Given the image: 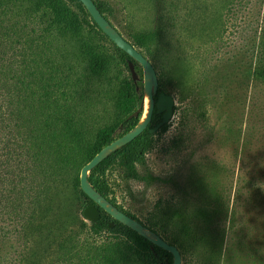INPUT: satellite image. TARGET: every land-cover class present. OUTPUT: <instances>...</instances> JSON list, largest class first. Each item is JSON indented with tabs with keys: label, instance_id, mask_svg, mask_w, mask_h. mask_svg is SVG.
I'll return each instance as SVG.
<instances>
[{
	"label": "rangeland",
	"instance_id": "374dc122",
	"mask_svg": "<svg viewBox=\"0 0 264 264\" xmlns=\"http://www.w3.org/2000/svg\"><path fill=\"white\" fill-rule=\"evenodd\" d=\"M104 1L112 8L108 21L126 39L135 29L161 28L156 47L161 60L152 65L174 98L168 126L155 135L146 157L150 172L162 180L126 184L113 173L116 201L142 222L160 204H179L186 211L199 205L188 183L203 175L217 187L226 209L219 264H264V82L250 76L264 28V0H229L227 7L226 0ZM20 11L11 4L6 9L5 24L17 23L14 34L0 28V57L13 62L0 63V264H81L106 234L92 237L78 228L77 253L63 262L56 246L39 237L30 204L34 191L20 173L23 119L34 110L23 107L25 92L16 79L20 28L27 34L31 27H42ZM141 74L143 83L142 67ZM76 99L86 120L107 115L106 100ZM28 164V180L37 188L32 179L36 163ZM181 264L202 263L185 255Z\"/></svg>",
	"mask_w": 264,
	"mask_h": 264
},
{
	"label": "trees",
	"instance_id": "16d2710c",
	"mask_svg": "<svg viewBox=\"0 0 264 264\" xmlns=\"http://www.w3.org/2000/svg\"><path fill=\"white\" fill-rule=\"evenodd\" d=\"M93 1L109 19L110 5L104 0ZM8 4L23 11L21 15L27 20L37 18L42 26L31 27L27 34L20 28L23 45L20 64L17 61L20 67L16 68L21 69L16 79L25 92L23 107L34 109L23 119L18 164H22L20 173L25 186L34 191L29 196L32 213L38 216L39 237L56 246L58 258L63 262L77 253L74 240L79 235L77 229L81 228L92 237L103 234L107 237L92 247L94 252L89 258L78 261L81 264H172L170 252L103 209L100 208L96 221H89L82 214L85 207L96 204L80 188V169L141 119V112L129 117L144 100L141 66L103 33L80 0H7L6 5L0 1V28L4 26L14 34L17 23L5 24L4 20ZM161 38V28L151 27L131 31L127 40L155 66L161 60L156 48ZM3 61L6 66L13 64L11 59L0 57V63ZM129 62L134 65L137 79L132 78ZM250 76L264 82V28ZM161 91L171 93L164 87L158 71L155 100ZM76 98L106 100L107 115L101 120H86L80 116L82 111L77 110ZM160 121L161 114L154 110L147 127L132 141L109 153L88 176L102 196L138 221L116 201L110 176L116 173L126 184L135 181L145 186L162 180L150 172L146 161L155 144V135L168 126L166 123L150 133L149 129ZM28 160L36 163L32 179H36L37 188L28 180L32 172ZM204 178L197 175L188 183L199 205L183 211L179 204H160L145 222H140L176 245L182 257L189 255L197 257L202 264H219L226 237V209L217 187ZM109 223L113 226L109 227Z\"/></svg>",
	"mask_w": 264,
	"mask_h": 264
},
{
	"label": "water",
	"instance_id": "95a60500",
	"mask_svg": "<svg viewBox=\"0 0 264 264\" xmlns=\"http://www.w3.org/2000/svg\"><path fill=\"white\" fill-rule=\"evenodd\" d=\"M85 6L93 21L103 31V33L121 50L127 53L134 61L141 67L143 72V89L144 100L143 103L129 116L133 117L143 112L145 97H148L149 107L146 116L140 119L139 123L130 131L122 136L114 139L112 142L100 149L87 163L80 169L79 182L81 190L98 206L88 205L82 211L85 219L89 221H96L99 219L101 211L109 213L112 218L128 226L138 234L147 238L154 245L168 251L173 257L172 264H181L182 257L176 245L169 243L163 239L159 234L148 229L142 222L127 215L111 204L104 196H102L89 182L88 176L90 171L98 165L109 153L132 141L137 137L149 124L153 111L161 114V121L154 127L149 129L150 133H155L161 126L168 123L174 107V98L171 94L163 91L159 92L155 100L154 94L158 90V78L156 71L150 62L138 49H136L121 33L114 29L108 19L100 12L93 0H80ZM132 78L137 79L138 74L132 62L128 63ZM113 223H109L112 227Z\"/></svg>",
	"mask_w": 264,
	"mask_h": 264
},
{
	"label": "bare ground",
	"instance_id": "6f19581e",
	"mask_svg": "<svg viewBox=\"0 0 264 264\" xmlns=\"http://www.w3.org/2000/svg\"><path fill=\"white\" fill-rule=\"evenodd\" d=\"M148 107H149V100H148V97L146 96L145 101H144V109H143L142 116H141L142 119L146 116Z\"/></svg>",
	"mask_w": 264,
	"mask_h": 264
}]
</instances>
